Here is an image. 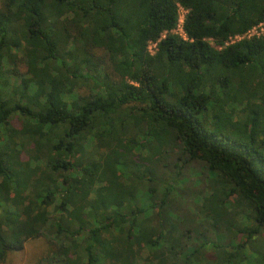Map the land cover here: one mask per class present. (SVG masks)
<instances>
[{"label":"trees","instance_id":"16d2710c","mask_svg":"<svg viewBox=\"0 0 264 264\" xmlns=\"http://www.w3.org/2000/svg\"><path fill=\"white\" fill-rule=\"evenodd\" d=\"M263 23L264 0H0V263L38 237L52 264L256 256L264 36L230 41Z\"/></svg>","mask_w":264,"mask_h":264},{"label":"rangeland","instance_id":"374dc122","mask_svg":"<svg viewBox=\"0 0 264 264\" xmlns=\"http://www.w3.org/2000/svg\"><path fill=\"white\" fill-rule=\"evenodd\" d=\"M185 15V11L182 8H179V18L183 20ZM174 33H179L177 30ZM150 53H154L155 48L150 45L149 46ZM195 169L189 170L185 169L184 177H186L185 184L181 186L187 188L186 190H190L193 192L201 191L203 187L211 182V180L202 181L200 183L201 177L198 172H201L200 165H195ZM206 179V178H205ZM171 204H175V202L171 201ZM194 206V204H192ZM191 206V207H192ZM176 208L180 210L179 205H176ZM192 208H189L191 210ZM165 210H169L165 208ZM154 218L149 222H155ZM213 239V235H210ZM58 248V241H50L45 237H38L35 239H30L25 242L23 249L18 252H13L8 254L6 260L0 264H52L51 262H55V258L52 257L53 252H55ZM251 251L257 253L247 255V260L245 264H264V230L261 232L259 236H256L250 243ZM256 259V260H254ZM139 264H142L139 263Z\"/></svg>","mask_w":264,"mask_h":264},{"label":"built area","instance_id":"2783aa9c","mask_svg":"<svg viewBox=\"0 0 264 264\" xmlns=\"http://www.w3.org/2000/svg\"><path fill=\"white\" fill-rule=\"evenodd\" d=\"M182 24H183V20L179 18V22H178L177 28L175 29V31L177 30L179 33H175V34H177L180 37H182L183 39H185V34L183 32V29H182ZM260 36H264V23L254 27L251 30H249L243 36L234 37L233 39H231L230 42H233V41H236V40H240V39H243V38L260 37ZM150 45H152L155 48V44H150Z\"/></svg>","mask_w":264,"mask_h":264}]
</instances>
